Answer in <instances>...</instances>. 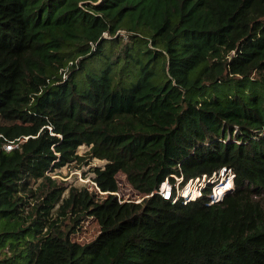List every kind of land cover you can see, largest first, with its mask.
Returning a JSON list of instances; mask_svg holds the SVG:
<instances>
[{
	"label": "trees",
	"instance_id": "1",
	"mask_svg": "<svg viewBox=\"0 0 264 264\" xmlns=\"http://www.w3.org/2000/svg\"><path fill=\"white\" fill-rule=\"evenodd\" d=\"M0 117V264H264V0H0ZM94 159L100 202L52 176Z\"/></svg>",
	"mask_w": 264,
	"mask_h": 264
},
{
	"label": "built area",
	"instance_id": "2",
	"mask_svg": "<svg viewBox=\"0 0 264 264\" xmlns=\"http://www.w3.org/2000/svg\"><path fill=\"white\" fill-rule=\"evenodd\" d=\"M11 147L13 146L7 145L5 149H10ZM218 174L220 175V177H222V179H224L220 183L215 182V177L216 175L218 177ZM233 176L234 175L232 173V170L224 167L217 172H213L209 176L206 174H202L194 178H189L183 184V177L181 175L174 176L175 181L173 184L166 178L159 185L157 192L163 199L171 200L172 203L180 201L182 204H186L190 201L201 198L204 190L210 186V192L208 194V204H215L220 202L225 194L231 190L233 186ZM92 184L94 185L96 191L101 192L94 183ZM225 187H227L226 190ZM120 190L121 186L116 192H113V194L117 196L120 203L129 201L138 203L143 199V197H139L137 199H133L130 197L123 198L119 195ZM101 193L106 195L105 192Z\"/></svg>",
	"mask_w": 264,
	"mask_h": 264
},
{
	"label": "rangeland",
	"instance_id": "3",
	"mask_svg": "<svg viewBox=\"0 0 264 264\" xmlns=\"http://www.w3.org/2000/svg\"><path fill=\"white\" fill-rule=\"evenodd\" d=\"M120 34L123 35V33ZM0 123L11 124L13 123V121L5 120L0 117ZM86 150L87 149L84 146H82L79 148L78 153L82 154ZM102 164L103 161L97 159L92 160L88 165H78V163H71L69 165L62 167L61 169H58L57 172H54L56 174L52 176L58 180V183L63 182V184L66 186L80 187L85 185L87 189L90 191V193L93 195L94 202H100L101 200L104 199L106 195L95 190V187L91 181L92 173L89 172V169L92 166H101ZM117 177L119 184L121 186V190L119 191L120 196H122L123 198H127V197L133 199L139 198L138 195L133 194V191L131 190L129 185L125 183L124 176L122 174H118ZM215 179H216L215 181L216 183H220L221 181L224 180L222 179V177H220L219 174L218 177L216 175ZM98 232H99V225L97 224V222L92 218H88L82 222L80 228L77 229L74 234H71L70 237L75 242H78L80 244H85L93 240L98 234Z\"/></svg>",
	"mask_w": 264,
	"mask_h": 264
},
{
	"label": "bare ground",
	"instance_id": "4",
	"mask_svg": "<svg viewBox=\"0 0 264 264\" xmlns=\"http://www.w3.org/2000/svg\"><path fill=\"white\" fill-rule=\"evenodd\" d=\"M227 187H225V190H226Z\"/></svg>",
	"mask_w": 264,
	"mask_h": 264
}]
</instances>
